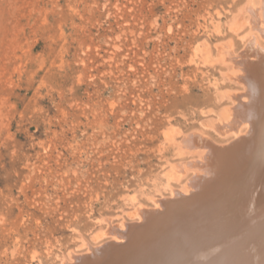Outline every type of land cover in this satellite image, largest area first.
<instances>
[{
  "label": "rangeland",
  "instance_id": "obj_1",
  "mask_svg": "<svg viewBox=\"0 0 264 264\" xmlns=\"http://www.w3.org/2000/svg\"><path fill=\"white\" fill-rule=\"evenodd\" d=\"M249 1L260 3L0 0V264H62L88 251L85 241L97 252L110 222L138 219L129 215L137 204L171 195L169 164L198 155H179L170 132L203 131L226 147L232 134L207 124L244 85L201 54L204 43L216 54L231 38L244 49L231 23ZM263 116L240 185L251 168L255 187L264 170ZM252 187L243 206L264 203V189ZM217 191L198 211L209 228ZM256 214L241 264H264V212Z\"/></svg>",
  "mask_w": 264,
  "mask_h": 264
},
{
  "label": "bare ground",
  "instance_id": "obj_2",
  "mask_svg": "<svg viewBox=\"0 0 264 264\" xmlns=\"http://www.w3.org/2000/svg\"><path fill=\"white\" fill-rule=\"evenodd\" d=\"M231 30L242 31L239 36L246 40V46L241 52L231 38L216 43V54L204 43L202 50L207 48V51H203L201 57L204 62L225 65L224 78L244 85L241 93L229 92L231 105L221 110L211 124L206 123L220 135L232 134V139L221 148L203 131L188 132L180 139L170 132L167 137L177 145L179 155H198L192 161L195 164L178 161L169 164L171 195H153V206L137 204L134 213L129 215H137L138 219L128 221L122 217L117 224L110 222L106 233L111 238L99 244L97 252L85 241L89 250L70 251L72 259H63L62 264H241L238 260L240 242L253 239L254 216L264 212V203L250 206L246 202L243 206L247 193L253 190L255 170L249 169L242 185L236 179L250 162L249 151L264 114V0L259 4L249 1L231 23ZM222 94L223 97L228 95ZM230 160L234 164H226ZM260 175L252 188L262 192L264 170ZM227 176L234 178L223 184ZM171 179H185V183L182 186L180 182L182 187H177L170 184ZM214 189L218 191L211 199L210 229L205 226L207 214L199 217L205 214V209L203 214L198 211L205 208L204 199ZM243 229L248 231L239 235Z\"/></svg>",
  "mask_w": 264,
  "mask_h": 264
}]
</instances>
